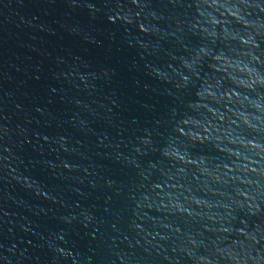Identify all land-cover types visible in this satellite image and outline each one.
Wrapping results in <instances>:
<instances>
[{
  "label": "water",
  "instance_id": "95a60500",
  "mask_svg": "<svg viewBox=\"0 0 264 264\" xmlns=\"http://www.w3.org/2000/svg\"><path fill=\"white\" fill-rule=\"evenodd\" d=\"M0 264H264V0H0Z\"/></svg>",
  "mask_w": 264,
  "mask_h": 264
}]
</instances>
